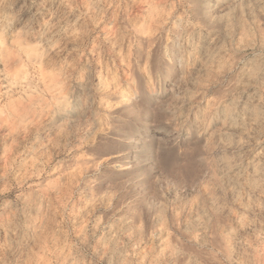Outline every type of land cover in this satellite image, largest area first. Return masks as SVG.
I'll list each match as a JSON object with an SVG mask.
<instances>
[{
  "label": "clouds",
  "instance_id": "clouds-1",
  "mask_svg": "<svg viewBox=\"0 0 264 264\" xmlns=\"http://www.w3.org/2000/svg\"><path fill=\"white\" fill-rule=\"evenodd\" d=\"M113 6V0L96 4ZM115 6L123 18L118 39L137 49L147 44L151 63L145 61L144 67L140 59L121 54L120 63L127 68L121 71L115 61L111 67L105 62L97 73L83 50L63 60L49 58V66L61 70L66 107L38 148H32L35 141L20 138L19 150L11 155L24 159L28 167L23 175H10L7 167L0 172V264H65L68 222L80 215L77 204L88 214L99 209L113 215L155 213L164 219L165 212L177 215V202L190 186L218 189L225 208L230 193L242 194L254 210L253 219L229 226L231 245L216 239L217 228L223 231L217 220L200 230H181L185 238L175 237L174 252L165 247L154 253L149 245L138 264H264V0H230L229 11L247 43L232 42L231 24L223 34L214 29L210 39L217 42V52L206 62L208 74L198 90L188 87L186 69L170 56L187 36L205 30L192 12L193 0H118ZM73 7L69 0H0V79L8 78L22 36L40 38L54 15ZM37 15L42 22L33 30ZM147 26L150 38L144 35ZM209 84L228 102V127L242 130L235 137L221 136L224 124L209 116L202 94ZM51 99L35 68L30 91L23 95L3 85L0 145L6 156L18 130L49 118ZM129 120L138 125L148 150L135 158V165L127 159V149L105 151L117 122ZM73 164L79 169H72L65 183L61 178ZM132 169L131 176L117 175ZM82 182L88 185L86 195L80 191ZM69 200L71 214L65 211ZM244 227H252V233L237 236ZM72 230L80 235L75 221Z\"/></svg>",
  "mask_w": 264,
  "mask_h": 264
},
{
  "label": "rangeland",
  "instance_id": "rangeland-1",
  "mask_svg": "<svg viewBox=\"0 0 264 264\" xmlns=\"http://www.w3.org/2000/svg\"><path fill=\"white\" fill-rule=\"evenodd\" d=\"M103 3V0H100ZM113 7H96L97 0H69L74 3L71 11L66 8L58 15H54L48 25L41 29L40 38L21 37L17 42V55L11 60L8 69V78L0 79V91L3 85L7 84L9 89L23 95L30 91L31 73L33 68L39 72L42 86L46 87L52 94L49 104V118L32 121L23 127L22 131L17 132L18 139L13 147L7 149L9 155H5L4 146L0 145V172L7 167L10 175H23L27 170V165L21 157L12 158L19 150L20 138H25L28 142L35 141L32 148L47 141L48 129L51 125L57 124L66 107V101L62 98L61 91L63 85L59 77L61 70L49 66V58L63 60L69 55H78L83 50L93 67L99 73L102 64L107 62V67H111L113 61L116 62L118 69L123 71L127 68L126 64L120 63L121 54L129 60L140 59L142 66L147 67L148 61L147 44L141 49L118 39L120 29L123 24L122 13L118 0H113ZM88 5H92L89 7ZM230 0H193L192 12L203 23L205 30L200 33H193L187 36L182 45L170 51V56L176 57L179 63L186 69V82L190 89L198 90L207 76L208 69L206 62L212 61L216 55L218 44L210 39L214 35L213 31L218 30L223 34L231 24V40L234 44L247 43L242 26L235 23L234 14L229 11ZM37 23L32 25V29L40 28L41 17L37 15ZM179 26V22H178ZM50 29V30H49ZM145 37H151L150 26L144 29ZM103 57V59H102ZM82 59V58H81ZM151 63V61H148ZM166 63V62H165ZM31 65V67H30ZM4 65L0 64V69ZM162 70H166L162 66ZM207 97L204 100L205 107L209 109V116L213 119L218 118L224 127L220 129L223 137H235L242 130L240 128L228 127L225 122L230 119L227 108V101L219 98V92L213 90L211 84L202 93ZM128 150L127 159L135 165V158L140 155H147V148L144 145L138 125L129 120L127 123L119 121L113 132L110 133L106 152L115 150ZM224 151H230L225 148ZM55 158V157H54ZM77 156L75 159H79ZM123 160V158H120ZM72 169H79L78 164H73L69 169H65L66 176L61 179L68 183L74 172ZM128 170L118 173L119 176H131L133 171ZM34 179V178H33ZM32 180H29L31 183ZM205 189L208 186L205 185ZM15 191V190H14ZM80 191L85 195L88 193V185L82 182ZM187 195L177 202V215L173 216L170 212H165L164 219L153 213L151 216L143 217L127 213L101 212L99 209L91 214L87 210H81V205L77 204L75 210L79 216H72L68 222V239L66 249L65 264H138V261L148 251L149 245L153 252L167 247L171 251H176L178 242L175 237L185 238L181 230H200L205 224H214L217 220L223 225L220 234L216 239L225 245H231L232 234L229 226L237 228L239 224L247 225L253 219L254 210L249 207L246 197L238 193H230L226 202L228 207H222L219 197V190H201L195 186L186 189ZM14 195V193L9 194ZM65 194L62 193L63 198ZM73 199L75 196L73 194ZM72 201L69 200L65 211L71 214L73 211ZM259 219V216H256ZM72 221H75V229L72 230ZM179 221V227L176 222ZM259 230V225H255ZM252 227L239 228L237 236H245L252 233ZM150 238V239H149ZM208 246V245H206ZM235 255V253H233ZM259 259V257H256ZM145 264L148 261L145 260Z\"/></svg>",
  "mask_w": 264,
  "mask_h": 264
}]
</instances>
